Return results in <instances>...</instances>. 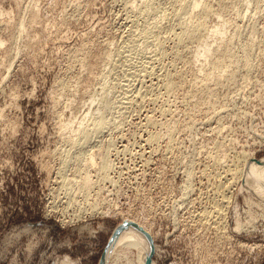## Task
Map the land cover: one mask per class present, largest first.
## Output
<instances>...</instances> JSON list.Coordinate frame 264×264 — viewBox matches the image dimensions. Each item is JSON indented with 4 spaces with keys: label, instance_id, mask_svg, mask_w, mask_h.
<instances>
[{
    "label": "rangeland",
    "instance_id": "obj_1",
    "mask_svg": "<svg viewBox=\"0 0 264 264\" xmlns=\"http://www.w3.org/2000/svg\"><path fill=\"white\" fill-rule=\"evenodd\" d=\"M150 1L0 0V264H99L127 216L152 230L157 264H264V206L254 203L264 193L234 170L244 152L264 157V0H202L214 8L210 30L189 43L179 36L197 15L190 0ZM217 23L224 35L208 37ZM204 37L214 49L197 60ZM163 72L181 86L174 95ZM102 117L111 124L95 132ZM104 152L115 162L107 177Z\"/></svg>",
    "mask_w": 264,
    "mask_h": 264
},
{
    "label": "bare ground",
    "instance_id": "obj_2",
    "mask_svg": "<svg viewBox=\"0 0 264 264\" xmlns=\"http://www.w3.org/2000/svg\"><path fill=\"white\" fill-rule=\"evenodd\" d=\"M142 1V0H141ZM146 1V2H145ZM150 1V0H149ZM149 1L148 0H144V2L148 5V4H151V3H149ZM189 1V0H188ZM210 1V0H209ZM151 2V1H150ZM187 2V1H186ZM189 3V2H188ZM204 2L202 1V0H192V2H191V0H190V4H191V8H190V12L191 13H193L194 14V12H196L197 13V15L194 17V21L192 22L191 20H189L188 18H186L187 20H188V22H190L191 21V23H187L186 24V26L184 25L185 23H186V21H185V23L183 24L184 26H185V29L183 28V32L181 33L182 35L181 36H179L180 37V39L181 40H184L185 39V41H186V37L187 36H191V35H193V36H195L196 37V39L194 40V41H196V40H198L200 37H202L201 39H203V36H205V35H203V33L204 32H207V34H208V30H206L207 28L209 29V26L208 25H206L207 23H206V19L208 18V17H210L209 16V14L212 12V9L214 10V8H212L211 6L212 5H210L209 3L210 2H206V3H204ZM144 4V3H143ZM185 4H186V6H185ZM190 4H189V6H190ZM202 4H203V9H202V11H201V9H199L200 10V12H197L196 10H197V8L201 5L202 6ZM145 5V4H144ZM181 5L183 6V3H181ZM150 6V5H149ZM152 6V5H151ZM184 8H188L189 6L187 5V3H184ZM144 7H146V6H144ZM151 8V7H150ZM186 9H184V12L186 11ZM196 9V10H195ZM154 10H155V8H154ZM157 10H158V8H157ZM188 10V9H187ZM156 11V10H155ZM159 11V10H158ZM183 11V10H182ZM164 13H166L165 11H163ZM163 12H160V13H163ZM178 12V11H177ZM184 12H182V14L184 13ZM187 12V11H186ZM4 13V11L0 8V14H3ZM7 13V15H10V17H11V11H7L6 12ZM158 13V12H157ZM162 14V15H166V14ZM168 13V12H167ZM159 14V13H158ZM169 14H171L170 12H169ZM180 15H181V13H179ZM185 14H188V13H185ZM211 14H213V13H211ZM35 15H37V14H35ZM168 15V14H167ZM177 15H178V13L176 14V17H177ZM180 15H178V18H179V16ZM189 15H190V13H189ZM189 15H188V17H189ZM130 16H133V15H129V18L130 19H132ZM160 16H161V14H160ZM169 16V15H168ZM171 16V15H170ZM192 16V15H191ZM127 17H128V15H127ZM165 17V16H164ZM163 17V18H164ZM174 17V16H173ZM172 17V18H173ZM181 17V16H180ZM156 18H158L157 16H156ZM161 18H162V16H161ZM162 18V19H163ZM171 18V19H172ZM175 18V17H174ZM173 18V19H174ZM178 18H176L177 20H178ZM182 19H183V17H181ZM185 18V17H184ZM190 18V17H189ZM193 18V17H192ZM192 18H190V19H192ZM136 19V18H135ZM170 19V18H169ZM181 19V20H182ZM185 19V20H186ZM129 20V19H128ZM133 20H134V18L132 19V22H133ZM159 20V21H158ZM157 21L155 20V17H154V20L151 22V24L154 22V21H156L155 22V27H159V26H163L164 25V21H163V25H161L160 24V18L158 19ZM175 20V19H174ZM147 21L149 22V20L147 19ZM168 21V20H167ZM170 21V20H169ZM148 22H146V23H148ZM166 22V21H165ZM177 22V21H176ZM181 22H184V21H181ZM130 25H131V22L129 23ZM133 24V23H132ZM150 24V25H151ZM166 24V23H165ZM179 24V23H178ZM208 24H209V22H208ZM135 25V24H134ZM181 25V24H180ZM148 26V25H147ZM154 26H151V27H154ZM164 26H166V25H164ZM163 26V28H166V27H164ZM175 26V25H174ZM208 26V27H207ZM150 26H149V28H151ZM212 29V33H209L210 35H207L208 37L210 36V38H211V36H213V34L214 33H219L220 35H224V33H225V29L223 28V27H225V25H221V24H216V25H214V27H212V26H210ZM161 28V27H160ZM178 28V27H177ZM180 28V27H179ZM155 29V28H154ZM170 29H173V25H172V27L170 28ZM176 28H174L173 30H175ZM180 29H182V28H180ZM20 30H21V32H23V31H25V23H24V20L23 21H21V25H20ZM152 30V29H151ZM156 31H158L157 29H155ZM155 30H153V31H155ZM162 30V29H161ZM165 30V29H164ZM206 30V31H205ZM210 30V29H209ZM156 31H155V33H156ZM167 32H169V34H171V32L170 31H167ZM174 32V31H173ZM172 32V33H173ZM177 32V31H176ZM162 33H163V30H162ZM166 33V32H165ZM164 33V34H165ZM179 33V31L177 32V33H175V34H178ZM160 35H161V33H159ZM158 34V32L156 33V35H159ZM168 34V33H167ZM166 34V35H167ZM174 34V33H173ZM174 34V35H175ZM159 35V36H160ZM178 35H180V34H178ZM163 35H161L160 37H162ZM197 36H198V39H197ZM158 37V36H157ZM159 37V38H160ZM165 37H167V36H165ZM176 37V36H175ZM178 37V36H177ZM176 37V38H177ZM206 37V36H205ZM205 37H204V40H202L203 42H201V39H200V47L196 50V53H195V58L197 59V60H199L200 59V57L201 56H208V54L209 53H211V50H213L214 49V47H212V44H213V42L212 41H210L209 40V38L207 37L206 39H205ZM155 39V38H154ZM153 39V40H154ZM163 39H164V37L162 38V41H163ZM189 39V38H188ZM188 39H187V41H188ZM190 39H191V37H190ZM152 40V41H153ZM160 40V39H159ZM159 40L157 39V41L159 42ZM192 40V42H193V38L191 39ZM162 41L160 42V44H162ZM184 41V42H185ZM186 41V42H187ZM155 42V41H154ZM182 41H179V43H181ZM5 43H6V40L3 38V36L0 34V47H3L4 45H5ZM153 43V42H152ZM188 43H189V41H188ZM198 43V44H199ZM158 43H156V45H157ZM181 44H183V42L181 43ZM202 44V45H201ZM177 45H179L178 43H177ZM220 44H218V46H219ZM160 45L158 46L157 45V48L158 49H160ZM177 47V46H176ZM180 47V46H179ZM157 48H155V49H157ZM216 50L217 51H219V48L217 47L216 48ZM157 51V50H156ZM159 51V50H158ZM157 51V52H158ZM152 52H154V51H152ZM160 52V51H159ZM155 54H156V52H154ZM153 53V54H154ZM157 55V54H156ZM154 57V56H153ZM152 57V59H154L155 57H157V56H155L154 58ZM157 59V58H156ZM225 59H222V61H224ZM156 60L154 59V62H155ZM0 62H1V57H0ZM148 62H150V60L148 61ZM151 63V62H150ZM152 64H153V61H152ZM220 64H222V63H220ZM248 64H249V62H248ZM147 65V64H146ZM149 65V64H148ZM250 65V64H249ZM252 65V64H251ZM250 65V66H251ZM225 66H227V65H225ZM144 67V66H143ZM142 67V68H143ZM150 67H151V64H150ZM154 67H157V66H154ZM222 67V66H221ZM228 67H229V65H228ZM253 67V66H252ZM159 68V67H158ZM219 69H220V67H218ZM138 69V68H137ZM136 69V70H137ZM160 70H164V69H162V67L161 68H159ZM215 69V68H214ZM219 69H217V67H216V70H217V72H219ZM250 69H252V68H250ZM139 70V69H138ZM143 70V69H142ZM142 70H139V71H142ZM152 70V71H151ZM151 70H147L148 71V73L151 75L152 73H154L153 71H155V70H158V69H152V67H151ZM180 70V69H179ZM179 70H177L178 72H179ZM225 70H228V68L227 69H225ZM146 71V70H145ZM165 71H166V69H165ZM183 71V70H182ZM221 71V70H220ZM157 72H159V71H156V73ZM161 72V71H160ZM167 72L169 73V71L167 70ZM171 72V71H170ZM177 72V73H178ZM180 72H181V70H180ZM213 72H215V70L213 71ZM222 72V71H221ZM223 72H224V70H223ZM227 72H229V71H227ZM226 72V73H227ZM135 73V75L136 74H141V72H134ZM142 73H143V71H142ZM164 73V75H165V77L163 78V79H165V84L163 85V86H165L166 88H167V90H169V92L172 94V95H174V92H176L177 91V89H175L176 87H177V83L178 82H176L175 81V78H173V74L172 75H170V74H165V72H163ZM185 73V72H184ZM225 73V72H224ZM161 73H159V75H160ZM179 74H181V75H183L182 73H178L177 75H179ZM215 74V73H214ZM222 74V73H221ZM228 74H230V73H228ZM132 75V74H131ZM138 75V76H139ZM142 75V74H141ZM144 76V78L145 77H147L145 74H143ZM154 75V74H153ZM158 75V76H159ZM219 75H220V72H219ZM134 76V75H133ZM156 76V75H155ZM176 76V74L174 75V77ZM217 75H215L214 77H216ZM224 76V75H223ZM152 77V76H151ZM161 77V76H160ZM160 77H157V78H159L160 79ZM179 77V76H178ZM178 77H177V79H178ZM134 78V77H133ZM137 78V77H136ZM144 78H142V79H144ZM148 78V77H147ZM183 78V77H182ZM181 78V79H182ZM217 78H221L222 79V76L220 75L219 77H217ZM224 78V77H223ZM226 78V77H225ZM228 78V77H227ZM127 79H131L132 80V78H127ZM135 79V78H134ZM139 79V78H138ZM146 79V78H145ZM150 79V78H149ZM158 79V80H159ZM162 79V80H163ZM154 80V79H153ZM137 81V80H136ZM141 81V80H140ZM145 81V80H144ZM180 81V80H179ZM209 81V80H208ZM211 81V80H210ZM218 81V80H217ZM216 81V82H217ZM221 81V80H220ZM225 80L223 79V82H224ZM129 82H130V80H129ZM128 82V83H129ZM132 82V81H131ZM130 82V83H131ZM150 82H151V80H150ZM157 82H159V81H157ZM162 82V81H161ZM216 82H215V84H216ZM219 82V81H218ZM141 83H143V82H141ZM147 83V82H146ZM146 83H143V84H146ZM156 83V82H155ZM154 83V84H155ZM181 83V82H180ZM183 83V82H182ZM209 84H210V82H208ZM214 83V82H213ZM213 83H212V85H213ZM133 84H135V83H133ZM142 84V85H143ZM153 84V83H152ZM208 84V85H209ZM218 84V83H217ZM220 84H222V82H220ZM127 85V84H126ZM138 85V84H137ZM140 85V84H139ZM156 85V84H155ZM161 85V84H160ZM183 85V84H182ZM211 85V84H210ZM130 86V85H129ZM135 86V88H136V84L134 85ZM141 86V85H140ZM146 86H148V84H146ZM146 86L144 87V88H146ZM178 86H179V84H178ZM149 87V86H148ZM147 87V88H148ZM151 87V86H150ZM153 87H154V85H153ZM155 87H157V86H155ZM180 88H181V86H179ZM179 87H177L178 89H179ZM131 88H132V86H131ZM157 88H159V87H157ZM165 88V89H166ZM127 89H130V87H128ZM138 89H140V88H138ZM141 89H143V88H141ZM152 89V88H151ZM160 89H162L161 88V86H160ZM146 90H149V88L148 89H146ZM163 90V89H162ZM175 90V91H174ZM130 91V90H129ZM133 91H136V89H134ZM140 91V90H139ZM139 91H137L138 93H139ZM142 91V90H141ZM172 91V92H171ZM137 92H136V94H137ZM146 92V91H145ZM164 92H165V90H164ZM168 92V93H169ZM133 93V92H132ZM142 94L144 93L143 91L141 92ZM166 94H167V92H166ZM125 95V94H124ZM123 95V96H124ZM135 95V94H134ZM145 95H147V93L145 94ZM169 95V94H168ZM127 96V95H126ZM125 96V97H126ZM130 96H131V93H130ZM148 96V95H147ZM124 97V98H125ZM138 97V96H137ZM140 97H141V95H140ZM143 97L145 98L146 96H144L143 95ZM128 98V97H127ZM133 98V97H132ZM132 98L130 99L131 101H133V100H135V99H137V98H135V99H133L132 100ZM143 98V99H144ZM147 98V97H146ZM145 98V99H146ZM142 99V101H144ZM129 100V101H130ZM154 100V99H153ZM122 101H123V97H122ZM121 101V103H124V102H122ZM130 101V102H131ZM136 101V100H135ZM134 101V102H135ZM140 101V100H139ZM126 102V101H125ZM138 102V101H137ZM141 102V101H140ZM119 104V103H118ZM126 104H127V102H126ZM131 104H132V102H131ZM125 105V104H124ZM109 106V101L107 102V107ZM120 106H121V104H120ZM132 106V105H131ZM130 106V107H131ZM111 107H113V103H110V106H109V108H111ZM171 107V106H170ZM170 107H169V109H167L168 108V106H167V108H166V110L167 111H170ZM128 108V107H127ZM164 106H163V110H161V111H163V113H164ZM221 110V109H220ZM160 111V112H161ZM166 111V112H167ZM171 111H172V109H171ZM171 111L170 112H168V113H171ZM223 111V110H222ZM148 112V111H147ZM151 112V111H150ZM149 112V113H150ZM218 112V110L216 111V113ZM220 112V111H219ZM162 113V114H163ZM216 113L214 114V116L216 115ZM148 114V113H147ZM152 114V113H151ZM165 114V113H164ZM207 114H209V113H207ZM212 114V115H213ZM111 115H112V113H111ZM154 115V114H153ZM170 115V114H169ZM172 120H173V118H175V116L173 117V112H172ZM175 115V114H174ZM210 115V114H209ZM208 115V116H209ZM212 115H211V117H212ZM113 116V115H112ZM146 117H147V115H145ZM162 116V115H161ZM164 116V115H163ZM207 116V115H206ZM111 117V116H110ZM148 117L150 118V120H151V118L152 117H154V116H149L148 115ZM165 117V116H164ZM166 117H167V114H166ZM111 118H113V117H111ZM168 118V117H167ZM166 118V119H167ZM212 118H214V117H212ZM212 118H210L211 120H212ZM154 119V121L156 120L155 118H153ZM152 119V120H153ZM159 119H161V118H159ZM164 119V118H163ZM162 119V120H163ZM113 121H115V117H114V119H112ZM147 120H149V119H147ZM149 120V121H150ZM152 120H151V123H152ZM161 120V121H162ZM209 120V119H208ZM149 121H147V122H149ZM157 121V120H156ZM167 121H169V120H167ZM174 122H175V119L173 120ZM173 121H171L170 120V122H173ZM111 122V119L109 118V117H102V118H100V119H96L95 120V122H94V127H93V129H94V131L96 132V131H101V130H103V129H105L106 127H107V125H109V124H111L110 123ZM173 122V123H174ZM115 123H117V121L115 122ZM144 123H146V120H145V122ZM150 123V122H149ZM160 123H164V122H160ZM165 123H166V120H165ZM164 123V124H165ZM169 123V122H168ZM167 123V124H168ZM114 124V123H113ZM164 124L161 126L162 128H163V126H164ZM115 125H117V124H115ZM161 125V124H160ZM166 125V124H165ZM173 126V125H172ZM166 127H170V125H168V126H166ZM161 128V129H162ZM171 128V127H170ZM84 129V128H83ZM91 129V128H90ZM90 129H88L87 127L85 128V133L86 132H91L90 131ZM159 129V128H158ZM164 129V128H163ZM172 130H173V127H172ZM171 129H170V131H172ZM174 131V133H175V130H173ZM172 131V132H173ZM102 132V131H101ZM155 132H157V131H155ZM154 132V136L152 137V139H155V140H157L158 138H160V136L161 135H159V134H157L158 132H160V131H158L157 133H155ZM162 132H163V130H162ZM174 133L171 135L172 137H173V135H174ZM157 134V135H156ZM169 134H171V132L169 133ZM168 134V135H169ZM170 138V137H169ZM151 139V138H150ZM172 139H174V137L172 138ZM171 139V140H172ZM147 140V139H146ZM145 140V141H146ZM149 141H152L153 142V140H149ZM148 141V142H149ZM147 142V141H146ZM173 142V141H172ZM229 143V142H228ZM217 144H219L218 142H217ZM231 144H232V142H230V146H231ZM112 145V144H111ZM111 145H110V147H111ZM115 145V144H114ZM114 145H113V148H116V147H114ZM226 145V144H225ZM228 145V144H227ZM226 145V146H227ZM126 146V145H125ZM223 146V145H222ZM234 146V145H233ZM120 147V146H119ZM119 147H117V148H119ZM109 148V147H108ZM108 148H107V150L106 151H108ZM126 148H128V146L127 147H125V149ZM219 148V147H218ZM223 148V147H222ZM226 148V147H225ZM229 148V147H228ZM232 147H230V149H231ZM235 148V147H234ZM234 148H232V149H234ZM111 149V148H110ZM121 149V148H120ZM124 149V150H125ZM217 149V148H216ZM220 149V148H219ZM219 149H218V151H219ZM115 150V149H114ZM118 151H119V149H117ZM226 150H227V148H226ZM229 150V149H228ZM234 150H236V148L234 149ZM121 151H122V149H121ZM217 151V150H216ZM218 151L217 152H215V155H218L217 153H218ZM231 151H233V150H231ZM241 151V150H240ZM239 151V152H240ZM247 151V150H246ZM110 152V151H109ZM108 152V153H109ZM108 153H106V152H104L103 154H102V156H101V161H100V165H101V172L103 173V177H107L108 175H110V170H112V168H113V165H115L114 163V161H112L113 159H111L110 157H109V154ZM228 153V152H227ZM235 153V152H234ZM233 153V154H234ZM236 153H237V150H236ZM113 153H111V155H112ZM231 154V153H230ZM232 154V155H233ZM110 155V156H111ZM213 155V154H212ZM224 156L226 155V153L225 154H223ZM235 155V154H234ZM238 155V154H237ZM243 156L242 157H240L239 159H238V156H240V155H238L237 156V167H235L236 169H234L235 170V174L237 175V177H238V179L240 180V181H242L243 179H244V184L248 187V189H255V190H257V191H259V192H262V193H264V157H261V158H259V160L256 158V156L254 155V152L252 151V152H249V153H246V152H244L243 154H242ZM91 159H90V162H92V163H94L95 162V156L91 153ZM211 156V155H210ZM209 156V157H210ZM223 156V157H224ZM227 156H229V154H227ZM236 156V155H235ZM217 157V156H216ZM222 157V158H223ZM213 158H215V157H213ZM218 158V157H217ZM216 158V159H217ZM221 158V157H220ZM226 158V157H225ZM229 158H230V156H229ZM215 159V160H216ZM233 158H231V160H232ZM215 160H213V161H215ZM222 161H223V159H221ZM220 160V161H221ZM225 160V159H224ZM228 160V159H227ZM212 161V162H213ZM219 161V160H218ZM229 161H230V159H229ZM114 162V163H113ZM224 162V161H223ZM223 162H221V163H223ZM228 163V162H227ZM233 164H234V162H232ZM85 164V163H84ZM213 164H214V162H213ZM226 164V163H225ZM233 164H231V166L233 165ZM228 165V164H227ZM214 166H216L215 164H214ZM218 167H219V165H218ZM232 169V168H231ZM218 172V171H217ZM223 172V171H222ZM225 172V171H224ZM228 172H230V171H228ZM100 173V172H99ZM102 173H100V175L102 174ZM231 173V172H230ZM98 174V173H97ZM232 174H233V171H232ZM221 175V174H220ZM219 175V176H220ZM234 175V174H233ZM102 176V175H101ZM224 176H225V174H224ZM229 176V175H228ZM235 177V176H234ZM109 178V177H108ZM231 178V177H230ZM85 180H89V179H92V177L90 178V175H86L85 176V178H84ZM112 179V180H111ZM235 179V178H234ZM85 180L83 181V182H85ZM107 180H109V179H107ZM114 179L112 178V177H110V180L109 181H113ZM237 180V179H236ZM235 180V181H236ZM238 180V181H239ZM90 181V183L92 182V180H89ZM228 181V180H227ZM230 181H232V180H230ZM230 181H228L229 183H230ZM88 181H86V186H88L87 183ZM232 182H234V180L232 181ZM231 182V183H232ZM237 182V181H236ZM235 183V182H234ZM226 185H227V183H226ZM231 185V184H230ZM229 185V186H230ZM90 186V185H89ZM232 186H234V184L232 185ZM231 186V187H232ZM237 186V185H236ZM225 187V186H224ZM228 188V187H227ZM225 189V188H224ZM231 191V190H230ZM224 193V192H223ZM225 194V193H224ZM231 194V193H230ZM221 196L223 195V194H220ZM224 196V195H223ZM226 196H227V194H226ZM225 196V197H226ZM224 197V198H225ZM229 197V196H228ZM253 197V196H252ZM221 199H224V198H222V197H220ZM230 198V197H229ZM220 199V200H221ZM226 199H228V198H226ZM232 199V198H231ZM261 200V199H260ZM260 200H254V203H257L258 205H263L264 206V202L263 201H260ZM227 201V200H226ZM225 201V202H226ZM257 201V202H256ZM216 202V201H215ZM251 203V202H250ZM214 204V203H213ZM218 204V202L216 203V205ZM253 204V203H252ZM220 207H221V205H219ZM218 206V207H219ZM223 206V205H222ZM225 206V205H224ZM224 206L222 207V208H220L221 210H223V209H225L224 208ZM211 207H213V205L211 206ZM217 207V208H218ZM209 208V207H208ZM216 208V209H217ZM98 209H100V208H92V210L90 211V213H92V214H95L96 215V213H103V214H105L106 212H103V210H98ZM212 209V208H211ZM214 209V208H213ZM212 209V214L211 215H213L214 213H213V211H215V210H213ZM219 209V208H218ZM205 210V209H204ZM87 211H89V210H87ZM86 211V212H87ZM203 212V211H202ZM205 212V211H204ZM220 212V211H219ZM218 212V213H219ZM224 212V211H223ZM81 216H83V215H85V214H83V212L81 211ZM101 213V214H102ZM215 213H217V212H215ZM222 213V212H221ZM204 214V213H203ZM210 214V213H209ZM264 214V213H263ZM80 215V214H79ZM218 215H220V214H218ZM92 216V215H91ZM203 217H205V216H203ZM211 217H213V216H211ZM217 217V216H216ZM225 217V216H224ZM126 219V221H127V224H125L124 226H122L121 228H120V230L117 232V234L115 235V237H114V239L109 243V245L107 246V248H106V252H105V256H104V264H157L156 262H155V260L152 258V256H151V254H150V252H149V250H147V248H149L150 249V247H152V248H154L155 250H157V244H155V243H153V240H155V235L153 234V232H152V230H150L149 229V227H148V225H146L144 222H141L140 220H137L135 217H126L125 218ZM213 219V218H212ZM216 219V218H215ZM215 219H214V221H215ZM218 219H221V216L218 218ZM225 219V218H224ZM223 219V220H224ZM251 219H253V214H251ZM66 220V219H65ZM207 219L205 218V221H204V223L205 222H209L210 220H207ZM63 221V220H62ZM73 221V220H72ZM212 221V220H211ZM217 221V220H216ZM219 221V220H218ZM217 221V222H218ZM226 221V220H225ZM216 222V223H217ZM222 221H220L219 223H221ZM224 222V221H223ZM222 222V223H223ZM221 223V224H222ZM209 224H211V222L209 223ZM218 224V223H217ZM216 224V225H217ZM224 224V223H223ZM205 225V224H204ZM207 225V224H206ZM212 225H213V223H212ZM215 225V224H214ZM226 226V225H225ZM215 227V226H214ZM217 227H218V225H217ZM222 227V226H221ZM222 228H224V227H222ZM218 229H220V227L218 228ZM217 230V229H216ZM221 230V229H220ZM219 230V231H220ZM225 230V229H224ZM223 230V231H224ZM227 231V230H226ZM148 232V233H147ZM220 232H222V231H220ZM146 233V234H145ZM218 233V232H217ZM222 234V233H221ZM226 233H224V235H225ZM218 235V234H217ZM220 235V234H219ZM218 235V236H219ZM229 235V234H228ZM221 236H223V234L221 235ZM225 236H227V234L225 235ZM225 236H223V237H225ZM229 237V236H228ZM221 238V237H220ZM226 238V237H225ZM241 244H243V241H242V243ZM257 244V243H256ZM244 245V244H243ZM246 245V244H245ZM248 245H249V243H248ZM247 245V246H248ZM254 245H255V243H254ZM260 245V244H259ZM249 246H251V245H249ZM253 246V245H252ZM255 247V246H254ZM251 248V247H250ZM253 248V247H252ZM68 260H67V262L66 263H68V264H73L74 263V260H72V259H70V258H67ZM100 262V261H99Z\"/></svg>",
    "mask_w": 264,
    "mask_h": 264
},
{
    "label": "water",
    "instance_id": "obj_3",
    "mask_svg": "<svg viewBox=\"0 0 264 264\" xmlns=\"http://www.w3.org/2000/svg\"><path fill=\"white\" fill-rule=\"evenodd\" d=\"M125 224H127V221L123 222L121 225H119V226L116 228V230L114 231V234H113V236H112L110 242L114 239L115 235H116L117 232L120 230V228H121L122 226H124ZM145 234H146V233H145ZM105 252H106V250H105ZM105 252H104V254H103V256H102V258H101L99 264H104V256H105Z\"/></svg>",
    "mask_w": 264,
    "mask_h": 264
}]
</instances>
